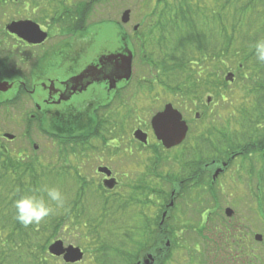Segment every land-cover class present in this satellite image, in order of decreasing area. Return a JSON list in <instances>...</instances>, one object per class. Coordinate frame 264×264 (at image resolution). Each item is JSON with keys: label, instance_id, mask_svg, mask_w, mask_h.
<instances>
[{"label": "trees", "instance_id": "obj_1", "mask_svg": "<svg viewBox=\"0 0 264 264\" xmlns=\"http://www.w3.org/2000/svg\"><path fill=\"white\" fill-rule=\"evenodd\" d=\"M2 2L5 4L6 0H0V5ZM161 2L163 40L152 46L139 45L141 61L148 72L143 71V76L137 75L132 80L131 86L135 90L131 91L129 111L130 115L138 111V106H134L138 94L144 92L145 87L153 86L175 87L177 91L173 92L183 95L184 101H190L193 106L197 96L205 92L214 94V101L228 103L232 109L229 116L234 120L229 117L226 121L209 122L205 131L190 136L193 142L190 147H185V151L193 150L195 158L193 164H185L182 158L179 173L192 165L193 171L189 174V177L193 176L191 187L197 189L203 183L201 178L208 175L211 164L207 163L212 160L227 162L228 166L240 157L243 162L254 157L264 160V64L256 61L251 49L256 40L264 38V0ZM229 64H235L233 82L241 86L236 85L240 90H235L227 87L228 82L223 80V93L219 76ZM17 98L0 102V119L8 116L11 108L18 105ZM206 116L205 111L200 120ZM98 117H94L92 126L84 133H55V146L47 154H38L34 147L31 151L26 145L17 146L16 139L4 138L0 125V256L11 255L36 264L38 256L44 252L43 248L65 227L64 219L67 218H73L69 221L74 227L87 228V249L91 250L96 264H126V261L136 264L147 253H153L158 261L160 254L170 253L177 245L178 239L174 234L167 236L166 232L161 234L158 230L169 227L171 221L167 219L161 226L158 216L151 215V208L161 198L155 185L164 177L162 168L166 157L163 153L166 152L162 145L155 143L145 148L151 153L146 160V172L131 188L133 193L130 195L111 197L99 194L103 186L93 188L94 182L89 184V177L75 165L77 155L89 157L93 151H105L108 146H102L115 140L119 133L124 135L127 132V123L110 126ZM36 120L41 127L42 116ZM36 120L29 119V122ZM42 131L48 134L46 130ZM108 151L112 150L109 148ZM258 169L252 166L249 173L254 174ZM180 176L178 174V177L168 180L177 182ZM256 176L258 186L252 197L264 216V170H258ZM45 186L58 188L66 197L65 206L41 224L25 228L14 219L13 202L21 195H39L46 199L40 191ZM83 190L96 192L95 195L92 193L93 200L89 196V203L96 200L98 210L94 214L104 219H91L87 215V221H84V217L76 215L83 202ZM133 207L136 208L134 213L121 221L120 214L124 215ZM215 229L220 234L219 228ZM167 240L171 243L169 247L166 246ZM159 246H163V251H159ZM235 247L242 253L243 261H252L250 243L242 240ZM168 259L169 255L161 258L162 261ZM256 260L259 264L264 263L261 254Z\"/></svg>", "mask_w": 264, "mask_h": 264}, {"label": "flooded vegetation", "instance_id": "obj_2", "mask_svg": "<svg viewBox=\"0 0 264 264\" xmlns=\"http://www.w3.org/2000/svg\"><path fill=\"white\" fill-rule=\"evenodd\" d=\"M102 3H108L109 5L101 6L100 8V4ZM144 3L145 6H142L138 11H135L130 7L129 0H27L28 16L24 20H29L39 25L41 32L45 33L47 37L41 43H31L20 38L18 35L5 30L3 33L5 38H8L13 42L4 46L0 40V82H8L9 85H12L8 91L13 90L15 93H19L21 90L26 92L31 98L35 95L40 98L35 101V109L37 110V113L30 115L29 119L31 120H36L39 116H43L42 119L49 118L56 121L59 120V122L63 123H72L74 120L80 119L82 116L90 115V121H92L93 117L99 116L98 118L100 120H103L110 126H121V124L127 123L130 117V89L132 87V80L134 79V60L132 61V75L129 78H127V73L124 69H122V66L125 65V62H127L131 52L133 56L135 55L132 45H156L163 40L164 35L162 30L163 7L161 0H144L143 4ZM127 10H130V19L127 22H123L122 18ZM100 26L114 27L116 35L108 41L111 44L118 45L115 49L109 48L99 53L98 42ZM224 74L225 71H222L219 76V82L222 81L220 89L223 93L225 92V84L223 83V80H226V75ZM216 82H218V79ZM143 91L144 92H142V94H144L143 97H145L146 100H153L154 102L159 101L161 103L165 101L163 107L158 112L163 111L165 106L171 103L175 108L182 112L183 118L189 124L187 137L180 145L169 150L163 147L165 152H176V149L182 146L187 141L188 137H190L189 134L192 128V124L186 118L182 110V108L185 109L184 104H188L184 101L185 97L181 94L173 92L177 91V88L170 86L145 87ZM168 92L172 97L178 95L177 98H179V100H173L171 96L168 95ZM16 96H18V94ZM197 104L198 106L206 109H212L215 106L214 99L211 101L206 100V102H204L203 95L197 96L195 99V105ZM186 107L189 108V105ZM81 108L88 109L87 113H81V111L77 113L74 112V110ZM189 110H192V108ZM200 119L201 112L194 113V122L198 123ZM116 121L120 122L116 123ZM139 128L144 130L143 127H138L136 129ZM144 131L148 133L149 142L147 145L134 139L138 142H136L138 145L132 146L131 142L129 143L126 141L127 139L125 140L123 138L125 135H121L119 133L115 140L108 141V143L102 147L105 148L108 146L105 150L108 151L109 148L111 150L115 148L120 149L122 145H125V152V149L132 147L133 149L130 154H133L136 151L139 156L143 157L144 155L142 154V149L149 146L151 137L150 131ZM47 132V136L52 137V141L55 144L56 142L53 139V137H55V133L50 132L49 130ZM152 133L155 137L153 130ZM157 143L161 145V142ZM105 151L99 152L102 154L105 153ZM108 152L113 154L112 151ZM184 153L185 151L183 154ZM101 154H98L95 158H99L100 162H103V156ZM142 163L143 172H146V163L143 160ZM208 164H211L208 170V176L209 179L211 176V179L207 181V185L208 188L214 189V184H216L217 179L227 171L228 166L224 165V161L216 162L212 160L210 163H207V165ZM101 166L107 165H98L97 169ZM220 168L222 170L215 177L216 171ZM192 171L193 166L188 165L185 172L179 173L181 175L179 178L180 180L178 181L180 188L185 187L186 185L190 186L189 188H192L191 186L193 183L190 179H192L193 176L189 177V174L192 173ZM96 173L101 175L99 184L103 186V189L99 191V194H103L105 196L111 195L112 197L120 194L116 192L117 187L120 185V181L115 171L112 170L113 174L110 178H108V176L104 173L97 172V170ZM107 178H115L117 180V185L112 189L106 188L104 186V180ZM155 186L159 191L160 187L158 185ZM172 193H174L173 197ZM93 194H96V192H93ZM179 194V190L173 189L169 196L170 198L163 200L161 198L158 199V204L155 206L156 210L153 215L156 218L158 216L159 224L163 226L164 223L162 221L164 213H166L164 222L168 219L173 222V224L166 229L158 230L161 231V234L166 232L167 236H173L174 234L178 239L177 245L180 244V246H183L181 244L183 236L180 235V232L188 230L189 227H186L187 223L184 221H188L190 218L192 219V217L189 214L184 213L187 210L179 209V205L175 203ZM81 195V200L86 202L87 205L92 204L91 202L89 203V191L83 190L81 191ZM175 196L177 197L176 199ZM172 201L174 202L173 204ZM216 201H219V197ZM186 203V205L189 206V203ZM210 203H212V201ZM89 207L90 211L87 210V212H89L88 218L104 219L103 216H100L99 214L96 215L94 214L95 212H92V206ZM207 207L205 205L203 208ZM210 207L211 206H209V208ZM213 213L214 211H207L202 216L198 215L204 219L203 229L208 227L209 221L213 219ZM174 221L178 223H175ZM219 222V226H215V228H219L220 231L232 227L231 224H228L223 220H219ZM105 226L106 225H103V227ZM63 228L62 230L65 232V229ZM202 228L196 231L198 235L201 231H203ZM228 234L230 235L231 240L227 235L226 242L224 244L225 250L227 251V253L226 251L224 253L226 260L222 261L224 263L220 262L219 264H258L256 261L257 247L255 248L252 242L251 262L242 261L241 254L239 252H233V247L236 248L235 246H238L242 240L248 243L249 238H247V240L246 236H244L245 238H241V235H239L237 239L235 238V234H237L235 231L234 233L233 231H230ZM59 239L60 238L52 239L48 245L43 248L44 252L42 255L38 256L36 264L94 263L92 260H90V262L84 261L85 255L83 260L80 262L67 263L64 258V254L57 255L52 253L50 245ZM232 239H235V241H232ZM234 242L237 243L234 245ZM64 244L69 245L66 244L65 241ZM204 247L206 250L208 246L205 245ZM37 250H40V248H37ZM159 251H163V246H159ZM172 251L173 250H171L170 253L160 254L158 261L153 253H147L142 256V258L137 260L136 264H146L145 261L150 254H152L154 259L149 264H167V260L162 261L161 258L168 255L170 258L172 256ZM207 251L209 250L201 251V253L205 254ZM190 252L192 253V251L189 250V253ZM0 257L2 258V260H0V264H31L27 262L18 263L15 261V256L11 255H3ZM188 257L192 258V256ZM186 258L187 256L183 257V259ZM205 263L206 262H196L195 264ZM126 264L129 263L126 261ZM184 264L194 263L185 262Z\"/></svg>", "mask_w": 264, "mask_h": 264}, {"label": "rangeland", "instance_id": "obj_3", "mask_svg": "<svg viewBox=\"0 0 264 264\" xmlns=\"http://www.w3.org/2000/svg\"><path fill=\"white\" fill-rule=\"evenodd\" d=\"M130 1V7L133 8L135 11H138L140 7L145 6V3L143 4L144 0H129ZM108 3H102L101 6H108ZM119 9V8H118ZM101 11V10H100ZM28 16V4L27 0H6V3L3 4V2L0 5V40L2 41L3 45H8V43H12L13 41L6 39L4 36L5 32V25L8 24L12 20L16 19H25ZM115 32V33H114ZM114 35H116V31L114 27L112 26H100L99 31V42H98V50L99 53L103 52L104 50L116 48L117 44H111L108 40L110 38H113ZM7 42V43H6ZM132 49L135 52V57L133 61V70L134 75L133 78L135 80L137 75L143 76L145 72H148V68L146 65L142 64L141 56L139 54V45H132ZM28 70V69H27ZM225 74L232 72L236 73V67L235 64H229L226 66ZM28 72V71H27ZM26 72V73H27ZM7 75V74H6ZM9 78V77H7ZM13 80V79H10ZM238 86L240 88V83H229L227 87H231L235 90H240L239 88L235 87ZM135 90V88L131 87V91ZM18 94V96H16ZM144 94H138L137 96V103L134 106H138V111L134 114V112L130 115L129 121L127 122V132L124 134L123 138L128 141L129 143H132V146L138 145L137 141L134 140L133 137V131L138 127H143L144 130L151 132L150 137V144L153 145L157 143L158 141L155 139L152 133L150 120L151 117L158 111L161 110L163 107V103L161 102H154L146 100L145 97H143ZM168 95L171 96V94L168 92ZM214 94H209L205 92L203 94V101L206 102L207 98L209 96H213ZM17 98V106H13L10 110L9 115H5L4 118L0 119V125H1V131L2 133H11L16 136V144L17 146H27L31 151L33 150L34 145H37L39 147L38 154H41L40 152H43L44 154L49 153L55 144L52 141V137L47 136L46 133L42 131V129L46 131H50L53 133H65L73 131V133H84L92 126L94 117L92 118V121H90L89 116H82L80 119L74 120L72 123H63L59 122V120L44 118L42 119V126L40 127L39 123L36 122L30 123L29 118L31 114H36L37 110L35 109V101L39 100L40 98L35 95L33 98H31L26 92H23L20 90L19 93H15L13 90L7 91V92H1L0 93V102L4 100H10ZM178 95L171 96L173 100H179L177 98ZM216 97V96H215ZM193 98V97H192ZM168 101V99H167ZM188 104L185 105V109L182 108L186 118L190 121L192 124L190 136L192 135H199L203 131H205L206 127L208 126L209 122L214 120H219L222 122V120L228 119L230 116V112L232 109L228 106V103L225 102L222 103L215 99L214 104L215 106L212 109H206L203 107H200L195 105L194 107L191 106L192 104L190 101H186ZM189 105V108L186 106ZM131 100H130V110H131ZM192 108V110H189ZM81 113H87L88 109L81 108L74 110V112ZM207 112L206 119L200 120L198 123L194 122V113L196 112ZM119 112V111H117ZM116 112V113H117ZM42 113V112H41ZM210 116H214L215 118L212 119ZM11 117V118H10ZM43 118V116H42ZM231 120H234V118L230 117ZM49 119V121H48ZM121 121V120H120ZM120 121H116L120 122ZM224 122V121H223ZM119 124V123H118ZM117 126V125H114ZM137 142V143H136ZM192 139L188 137L187 141L180 147H178L176 152H166L163 155L166 157L164 158L165 166H163L162 171L164 177H162V180H158V186L160 187V190L158 193L160 194L161 199H168L170 198V194L173 191V189L179 190L178 198L175 196V203L179 205V209H185L187 210L184 212L185 214H189L192 219L190 218L188 221L185 219L186 227H189L187 231L180 232V235L183 236L182 245L180 244L176 245L175 248L172 251V256L166 261L167 264H184L186 263H196V262H206L205 264H219L224 263L222 261H225V242L227 235L230 239V235L228 234L230 231H234L237 233V235H241L242 238L246 239L249 238L248 243L253 244V246L257 247V255L261 254L264 257V216L259 211V205L255 201V199L252 197L253 191L258 186V178L256 174L258 173V170H264V160L260 157H254L253 159L246 160L243 162V159L237 158L235 161L231 163V165L228 167L227 171L221 175L217 181L216 184H214V189L208 188L207 181L209 179V176L205 175L201 178V181L203 183L199 185L197 189L195 188H189L190 186L186 185L185 187H179V182H171L168 180V178L171 177H178V174L180 170H182V164L183 159H185V164L190 163L193 164L195 154H193V150L189 149L188 151H185V147H190L192 144ZM15 144V146H16ZM124 146L120 149H113V154H110L108 151H105V153H100L98 151L93 152L90 154L89 157H82L77 155L78 157L74 158L75 165L79 170L85 174L87 177H89V184L93 183V188H97L99 184L100 176L96 173L98 165L104 164L109 166L113 171L117 173L118 179L120 181V185L117 187L116 192L123 195H130L129 193H133L131 188H133L136 183L138 182V179L141 178V176L145 173L143 172V163L142 160L146 163V160L148 161L149 153L150 151L147 149L143 150V157L139 156L135 151V153L130 154L132 152V147L125 149ZM127 147V146H126ZM185 153L183 154V152ZM128 152V153H127ZM149 153V154H148ZM98 154H101L103 156V162H100L99 158H95ZM254 167L255 169H258L257 172L254 174L249 173V170L251 167ZM83 168V169H81ZM248 172V173H247ZM127 175V176H126ZM233 176V178H232ZM221 185V186H220ZM102 190V189H100ZM99 190V191H100ZM94 191H96L94 189ZM97 192V191H96ZM93 192H89L91 200H93L92 196ZM95 195V194H94ZM98 195V192H97ZM111 196V195H109ZM164 196V198H162ZM174 196V194L172 195ZM112 197V196H111ZM159 197V198H160ZM219 197V201H216V199ZM209 199V200H208ZM212 201V203H210ZM188 202L189 206L186 205ZM203 204V205H202ZM207 208H203V207ZM93 207L92 212H96L98 209V206L93 201L91 205H87L86 202H82V204L78 207V211L76 215L78 216L80 214V218L84 217V221H87L86 215H88L90 211V207ZM209 206H211L209 208ZM231 208L234 211V215L232 217H227L225 214L226 208ZM97 209V210H96ZM195 209V210H194ZM136 210L135 207L126 210L125 214H120L121 221L124 220V218L132 215ZM156 208H151V215L155 213ZM213 212V219L209 221V225L207 228L203 229V223L204 219L202 217H199L198 215H204L205 212ZM222 218V219H219ZM73 219V218H71ZM70 218L64 219L65 221V232H63L62 228L57 233V239L60 238V240H64L66 244H74L75 246L81 247L85 251V258L84 261L90 262V260L94 261L95 264V258L94 255H92L91 250L87 249V243L85 239V235H87V228L86 227H79L76 228L73 226V223L70 222ZM76 218H74L75 220ZM219 220H223L224 222L231 224V228L223 229L222 231L219 230L220 234H217L218 231L215 229V226H219L220 222ZM175 222V221H174ZM178 223V222H175ZM169 224H173V222H170ZM203 229L199 235L196 231L199 229ZM217 231V232H216ZM229 231V232H228ZM262 234L263 235V241L257 242L255 239V234ZM54 239V238H53ZM228 239V240H229ZM231 240V239H230ZM229 242V241H228ZM246 242V241H245ZM208 246L205 254H202L201 251H206L204 246ZM194 248V249H193ZM233 252H237L236 248H232ZM242 248H240L241 250ZM252 249V248H251ZM189 250L192 251V253H189ZM239 250V249H238ZM261 252V253H260ZM227 253V251H226ZM256 253V252H255ZM42 255V254H41ZM184 256H187L186 259H183ZM188 256H192V258H189ZM242 256V253H241ZM11 260V259H10ZM243 261V258L241 259ZM18 263L20 262H27L34 264V262L30 261H22L19 260V258H16ZM257 261V260H256ZM259 264V262L257 261ZM264 264V263H262Z\"/></svg>", "mask_w": 264, "mask_h": 264}, {"label": "water", "instance_id": "obj_4", "mask_svg": "<svg viewBox=\"0 0 264 264\" xmlns=\"http://www.w3.org/2000/svg\"><path fill=\"white\" fill-rule=\"evenodd\" d=\"M129 19L130 10H127L123 15L122 21L127 22ZM6 29L9 32L16 34L20 38L31 43H41L47 37L45 33L41 32L39 25L29 20L12 21L6 25ZM132 61L133 54L131 52V55L127 59V62H125V65L122 66V69H124V71L127 73V78L132 75ZM226 78L227 80L232 81L234 79V74L230 72L227 74ZM11 86L12 85H9L8 82H0V92L9 90ZM208 100L210 101L211 98H209ZM151 125L157 140H159L166 149H171L177 145H180L185 140L189 131V125L183 119L182 113L171 103L167 104L163 111L156 113L152 117ZM4 137L13 140L15 138V135L11 133H5ZM134 137L144 144L148 143V134L141 129L135 130ZM35 148H38V146L35 145ZM221 170L222 169L220 168L216 171L215 177L220 173ZM98 171L106 174L108 177L112 175V170L107 166L99 167ZM116 183L117 181L115 178H107L106 180H104L105 186L110 189L114 188ZM173 194L174 193H172V195ZM173 203L174 202L172 201V204ZM226 214L227 216L231 217L234 214L233 209L227 208ZM165 217L166 213H164L162 222H164ZM256 239L258 241H262L263 235L257 234ZM167 245H170L169 241L167 242ZM50 250L52 253L57 255L64 254V258L68 263L79 262L84 257V252L80 247L74 245L65 246L62 240H56L55 242H53L50 245ZM153 259V256L149 255L145 261L146 264H149L151 261H153Z\"/></svg>", "mask_w": 264, "mask_h": 264}, {"label": "clouds", "instance_id": "obj_5", "mask_svg": "<svg viewBox=\"0 0 264 264\" xmlns=\"http://www.w3.org/2000/svg\"><path fill=\"white\" fill-rule=\"evenodd\" d=\"M251 49L256 61L264 64V38L256 40ZM40 191L46 195V199L39 195H21L13 202L14 219L25 228L41 224L65 206L66 197L58 188L45 186Z\"/></svg>", "mask_w": 264, "mask_h": 264}, {"label": "bare ground", "instance_id": "obj_6", "mask_svg": "<svg viewBox=\"0 0 264 264\" xmlns=\"http://www.w3.org/2000/svg\"><path fill=\"white\" fill-rule=\"evenodd\" d=\"M262 241H263V239H262ZM257 242H261V241H258V240H257Z\"/></svg>", "mask_w": 264, "mask_h": 264}]
</instances>
